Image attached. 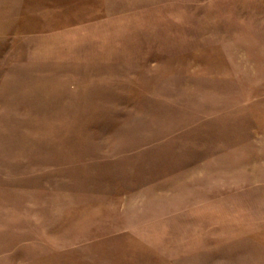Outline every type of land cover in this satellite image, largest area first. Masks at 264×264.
Masks as SVG:
<instances>
[{"label":"rangeland","instance_id":"rangeland-1","mask_svg":"<svg viewBox=\"0 0 264 264\" xmlns=\"http://www.w3.org/2000/svg\"><path fill=\"white\" fill-rule=\"evenodd\" d=\"M0 264H264V0H0Z\"/></svg>","mask_w":264,"mask_h":264}]
</instances>
